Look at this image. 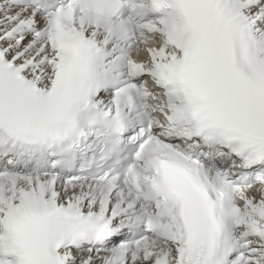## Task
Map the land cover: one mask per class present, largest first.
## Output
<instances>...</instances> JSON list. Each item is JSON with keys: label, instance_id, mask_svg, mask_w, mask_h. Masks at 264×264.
I'll return each instance as SVG.
<instances>
[{"label": "snow or ice", "instance_id": "6c2138e0", "mask_svg": "<svg viewBox=\"0 0 264 264\" xmlns=\"http://www.w3.org/2000/svg\"><path fill=\"white\" fill-rule=\"evenodd\" d=\"M0 264H264V0H0Z\"/></svg>", "mask_w": 264, "mask_h": 264}]
</instances>
